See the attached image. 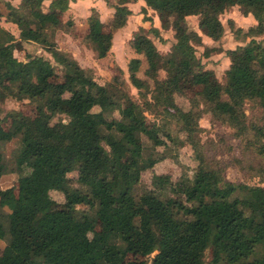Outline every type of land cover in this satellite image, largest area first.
Masks as SVG:
<instances>
[{
	"label": "trees",
	"instance_id": "1",
	"mask_svg": "<svg viewBox=\"0 0 264 264\" xmlns=\"http://www.w3.org/2000/svg\"><path fill=\"white\" fill-rule=\"evenodd\" d=\"M45 1L7 4V18L18 25L19 38L0 25V179L12 170L20 174L18 193L14 187L0 189V239H7L0 264H264V186L229 181L222 169L208 167L201 157L193 178L173 182L155 173L159 191L135 194L142 173L168 157L158 148H167L168 140L177 142L173 132L160 124L149 127L147 110L117 80L99 83L59 48L55 30L73 26L59 13L69 9L71 0H50L47 11ZM128 1L113 6L108 27L96 9L89 16L86 38L99 58L109 54L115 32L127 25L133 13ZM145 1L170 21L177 38L164 56L147 34L135 36L134 50L146 57V74L154 80L156 105L189 132L196 147L193 135L200 115L182 109L175 94L183 91V81L202 86L199 94L214 117L228 122L239 136L254 129L253 145L264 156V130L249 126L245 111L246 102L256 100L264 112V0ZM233 6L252 14L257 23L246 32L251 37L247 44L227 51L230 66L222 83L214 70L203 67L197 54L203 36L189 27L187 18L199 15L204 34L220 42L225 34L220 17ZM19 43L49 51L64 67L63 79L55 80L58 66L43 55L29 50L27 55H34L28 61L18 59ZM208 50L223 49L210 45L206 56ZM141 65V58L131 59V82L149 87L138 75ZM162 68L167 69L165 79L159 78ZM11 96L34 102L37 113L12 110L3 117V103ZM115 112L120 118L109 117ZM59 114L69 120L54 122ZM15 138L21 145L9 162L3 146ZM121 152L132 160L120 159ZM74 171L76 181L69 176ZM53 191L64 194L65 208L54 209ZM209 248L213 256L205 262ZM151 254V263L140 259Z\"/></svg>",
	"mask_w": 264,
	"mask_h": 264
},
{
	"label": "rangeland",
	"instance_id": "2",
	"mask_svg": "<svg viewBox=\"0 0 264 264\" xmlns=\"http://www.w3.org/2000/svg\"><path fill=\"white\" fill-rule=\"evenodd\" d=\"M119 1L120 0H111V3L117 5ZM128 2L127 6L131 2L137 1L129 0ZM4 11L7 13L9 12L7 4L0 7V12ZM240 14H242V11L241 8L238 7L235 11L229 9L221 15L220 18L225 26L224 38H222L220 42L211 41V44L204 41L205 34L199 27L200 16L192 15L187 18L189 27L198 31L203 36L204 45L197 46V54L202 59L203 67L214 70L215 78L222 83H225V71L229 68L227 64H225L227 51L229 49H235L240 45H245L251 40V37H248L246 33L248 29L252 27L247 18L243 19L242 24L244 27L242 31H238L240 27L237 24L232 25L231 23L230 18L235 17L238 19ZM113 15L114 13L111 16L113 17ZM131 15L129 16L130 22L128 20L125 27L115 32L113 46L109 54L104 58H99L93 45L88 42L86 37L89 33V29L85 26L69 29L64 25L62 28L55 30L54 40L57 41L60 49L75 58L83 70L92 74L99 83L106 85L117 80L119 86L130 94L133 101L140 103L147 110V125L149 127L160 124L166 126L170 131L172 130L173 136L177 142L173 143L167 139L169 146L167 148H158L160 153L167 154L168 157L158 162L152 169H148L142 173V179L135 187V194L140 196L148 190H157L153 184L155 173L166 175L170 177L173 182H177L185 176L193 178L200 164L201 157H204L208 167L222 169L224 171V176L229 181L264 186V156L259 154L253 145V141L256 139L255 130L252 129V131L245 135L239 136L237 130L228 122L214 117L212 112L209 111L208 105L204 103L202 96L199 94L202 86H196L190 81H183V91L175 94L176 103L182 109L186 111L193 110L194 113L200 115L197 120V131L193 135V140L197 142L196 147L191 143L189 132L184 130L180 126L181 124L173 117L165 115L162 112L164 107L156 105L155 95L157 92L154 90V80L146 74L148 62L144 55L135 52L133 43L136 34L145 33L154 40L160 53L166 56L177 42L176 32L170 24V21L152 8H149L147 11L143 9L142 13L136 14L132 18ZM110 19L111 18L105 20L107 27ZM155 28L158 32L155 31ZM224 39L225 41L223 42ZM210 45L223 50L222 52L208 50L210 53L206 56V47H210ZM21 48V44L19 43L17 50H15V55L18 59L28 61L29 57L34 55L32 54L33 52L35 55H43L58 66L59 73L55 80L60 81L63 79V70L61 69H64V67L56 63L49 51L45 48H24V46L22 49ZM29 50L32 53L27 55ZM135 57L142 59V65L138 75L148 81L149 87L137 88L131 82L129 63L131 59ZM166 77L167 69H160L159 78L165 79ZM123 103L125 106L130 104L129 101H124ZM3 109V117L12 110H18L30 116H34L37 113L36 104L34 102L28 99L20 100L13 96L5 100ZM95 109V111L99 110V108ZM245 111L248 125L264 130V112L259 102L256 100L247 101L245 104ZM112 116L120 118L118 112H115L114 115L109 114V117ZM60 120L68 121L69 117L65 114H59L54 118V122ZM5 125L8 127L9 123H5ZM261 139L264 140V137ZM144 140L147 144V148H150L152 145L151 141L146 136H144ZM20 145V139L15 138L3 146V152L9 162L14 160V155ZM119 157L125 161L132 160L128 152H121ZM69 176L76 181L78 172L74 171L70 173ZM19 177L20 174L17 171L12 170L8 172L0 179V189L14 187L16 193H18ZM75 185L80 188L82 187V185L77 182ZM167 192L173 195L170 188ZM52 195L55 199L54 209L60 210L65 208L64 194L60 191H53ZM80 207L86 208L85 206ZM5 212H10V210L6 208ZM101 227L102 225L99 224L98 230H100ZM6 245L7 239H0V254L3 252ZM154 254L140 259H146L151 263ZM212 256L213 249L209 248L206 251L205 262H209ZM129 258L133 259L134 257L130 256Z\"/></svg>",
	"mask_w": 264,
	"mask_h": 264
},
{
	"label": "crops",
	"instance_id": "3",
	"mask_svg": "<svg viewBox=\"0 0 264 264\" xmlns=\"http://www.w3.org/2000/svg\"><path fill=\"white\" fill-rule=\"evenodd\" d=\"M8 3H10L11 5L15 7H19L22 5L23 0H0V7ZM50 3H51L50 0L45 1L44 3L45 11L48 10ZM113 6L114 4L111 3V0H71L69 9L65 12L59 13V17L63 22L72 20L73 26L71 27V29L79 28L80 26H85L86 28L89 29L88 18L92 14L93 9H96L100 13L102 21L105 22L106 19L112 18L111 15L115 12V9ZM128 6L133 12L132 13L133 16L131 15V18L134 17L136 14L138 15L139 13H142L144 8H148L145 0H137V2H131ZM238 7L240 6H233L231 8V11L237 10ZM7 15L8 13L5 11L0 12V25L10 30L17 38H19L20 29L18 25L15 24L14 22L9 21L7 18ZM246 18L250 21L249 24H251V26L257 23L256 19L254 18L252 14H249L248 16H246L242 13L239 15L238 19H236L235 17H232L230 19L234 21L235 25L237 24L240 28H243L244 27L242 24L243 19H246ZM204 41L209 44H211V41L214 42L213 39H211L207 35H205ZM224 41L225 39L223 40V42ZM225 59H226L225 64H227V66L229 67L230 59L228 56H226Z\"/></svg>",
	"mask_w": 264,
	"mask_h": 264
}]
</instances>
